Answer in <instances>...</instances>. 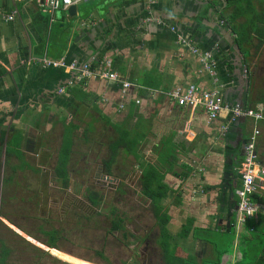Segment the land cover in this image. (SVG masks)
I'll return each instance as SVG.
<instances>
[{
	"label": "crops",
	"instance_id": "crops-1",
	"mask_svg": "<svg viewBox=\"0 0 264 264\" xmlns=\"http://www.w3.org/2000/svg\"><path fill=\"white\" fill-rule=\"evenodd\" d=\"M42 3L0 0V149L26 163L37 155L59 158L54 139L58 134L65 139L64 118L70 123L72 116L80 115L92 120L87 126L94 130L101 120L106 140L119 136L118 131L129 133L131 139L139 137L132 152L137 149L144 157V151L157 152L164 143L168 153L177 146L204 172L202 181L195 178L178 188L181 198L178 204L172 202L173 209L182 207L191 187L199 197L191 204L193 215H180L184 223L179 229L192 220V229L203 227L199 229L225 235L228 228L212 230L198 218L203 221L217 211L222 229L227 219L238 218L232 205L237 199L229 194L222 204L221 193H228L227 187L233 193L241 183L236 178L239 166L229 170L226 165L235 147L248 140L254 123L237 120L242 123L236 127L222 113L210 124L202 110L180 108L169 94L192 85L220 91L222 85L225 107L234 108L238 97L244 109L264 110L260 102L264 100V0H90L83 7L79 4L75 18L60 11L53 22ZM235 39L241 56L234 55ZM104 61L134 87L124 92L120 84L97 78L79 82V73L69 70L72 64L81 69ZM208 65L213 69L209 71ZM222 127L226 128L223 136ZM257 127L256 154L263 167L264 125ZM14 140L16 151L11 148ZM123 149L121 157L128 158ZM243 156L232 160L239 163ZM256 182V194L264 199V179ZM207 198L212 205L205 213L210 205L205 203ZM257 206L261 212L242 223L248 233L253 228L249 230L246 223L264 216V204ZM207 245L213 262L219 264L215 247Z\"/></svg>",
	"mask_w": 264,
	"mask_h": 264
},
{
	"label": "rangeland",
	"instance_id": "rangeland-1",
	"mask_svg": "<svg viewBox=\"0 0 264 264\" xmlns=\"http://www.w3.org/2000/svg\"><path fill=\"white\" fill-rule=\"evenodd\" d=\"M84 5L81 3L80 7ZM129 83L133 88L134 84ZM219 87L221 91L223 86ZM94 117L98 118L96 114ZM84 120L81 115L72 116L70 123H64L65 130L75 125L78 127L71 137L74 145L68 164L67 189L57 180L58 157L48 160L44 155H37V159L26 163L22 158L20 161L17 155L6 154L4 148L0 149V252L7 250L3 264H167L165 259L168 260L170 255L164 257V249L158 242L166 244L167 252L174 250L173 257L179 260L193 259L191 264H201L205 260L204 264H215L207 243L195 240L193 233L185 239L182 236L184 229H179L184 223L180 215H193L191 204L199 198L193 194L194 187H191L190 194L184 196L180 209L171 207L172 202H180L181 191L179 194L177 191L181 185L184 187L195 178L203 180L204 172L198 169L197 163L192 164L191 155L177 146L178 149L172 147L173 151L168 153L165 143L156 149L157 152L144 151L145 157L137 149L128 154L123 151L128 158L124 155L121 157V151H117L115 163L108 170L105 162L111 153L102 146L106 140L104 135H107L106 132L102 134V121L95 128L96 137L87 144L84 140L91 137L84 136V130L94 128L87 126L91 119ZM57 137L58 140L55 137L53 143L59 150L63 140L60 134ZM117 137L111 135L112 139ZM21 151L24 155L25 147ZM183 165L191 172L188 168L184 170ZM233 167L234 162L231 169ZM148 170L159 171L162 178L160 192L164 199L158 200L156 205L170 209L165 238L160 237L152 205L143 194V180ZM175 172L180 175L179 179L173 175ZM200 187L204 192L203 183H200ZM91 194L101 201L98 208L89 199ZM229 194L221 193L222 204ZM205 203L210 204L204 210L208 213L212 203L209 198ZM195 213L199 214L197 211ZM117 215L124 218L125 230L110 235L111 224ZM208 215L211 218L203 221L198 218L202 226L216 231L228 228L225 236L220 235L216 242L212 241L219 244L227 240L225 248L217 247L219 264H225L226 258V264L245 263L243 258L240 260L244 256L241 252L254 250L250 243L257 244V241H250L251 235L245 225L238 218H234L235 221L227 219L222 229L219 225L220 214L215 211ZM50 231L58 232L55 249L47 246L48 239L43 235V232ZM254 252L249 250L248 256ZM259 253L260 250L255 255Z\"/></svg>",
	"mask_w": 264,
	"mask_h": 264
},
{
	"label": "trees",
	"instance_id": "trees-1",
	"mask_svg": "<svg viewBox=\"0 0 264 264\" xmlns=\"http://www.w3.org/2000/svg\"><path fill=\"white\" fill-rule=\"evenodd\" d=\"M241 40H243V39H241ZM234 44L233 45L236 48L235 50L237 51V53H234V55H237V54H239V52H241V47L239 45V39H235ZM98 67H100V62L92 65L93 71H97ZM79 94L81 95V97L85 96V99H87V97H88L85 95V93H79ZM85 99H83V100L86 101ZM86 102H88V101H86ZM260 102H264V100H262V101L260 100ZM263 106H264V104H263ZM261 111L264 114V110H261ZM67 119H68L67 117L64 118V123H67V121H68ZM68 128L69 127H67V129H66V133L64 134L65 139H64V141L60 147V150H59L60 151L59 152V159L57 161V167H56V175L58 178L57 180L63 183V186L65 187V189L69 188L68 164L70 162V156L72 154L73 145H74L71 137L73 136V133L78 129V127L75 125V126H72L71 127L72 129H70V130H68ZM84 132H85L84 136L91 137L88 140H84V142L87 144L90 143L91 141H93L94 138L96 137L94 129L89 131L87 128L84 130ZM118 134H119V136L116 139H112L111 137H109L107 140H104L102 143V146L106 147L107 150L109 151V153H111L109 160L105 162V166L107 167L108 170H110L112 165L115 163L114 161L116 159L117 151H121V149L125 148V152L130 153L134 149V146L140 140L139 137H133V139H131L129 133H127L125 131H123V132L118 131ZM84 139H85V137H84ZM12 144H14L13 147L11 146L12 150L16 151L18 144H16L15 140L13 141ZM16 154H17V152H16ZM242 161H240L236 165L234 164L233 168H236L237 166L240 167ZM184 170H187V169L184 168ZM188 171L191 172L190 169ZM159 175H160L159 171H157V170L156 171H151V170L149 171L148 170L146 172L144 180H143V186H144L143 187V194H144V196H146L147 200H149L151 202V205H152L151 209L154 213V217H155V220L157 222L156 227H158L160 229V234H161L160 237L165 238V236L167 235L166 226L169 223V217H168L169 210L159 208L156 205L157 204L156 202L158 200L160 201L161 199H164V196L160 192V189H161L160 180H162V178ZM176 175H177L176 178L179 179L180 175L179 174H176ZM238 189H241V183H238L236 185V187L233 189V193H232L233 196H234V191H236ZM89 199L94 204L93 205L94 207L98 208L101 205V201L99 202V199L96 195L91 194L89 196ZM249 200H250V203L252 205L257 206V205H263L264 204V199L262 197H260V195H257V194L251 195L249 197ZM259 211L260 210L258 209V212ZM124 222H125L124 218H121L119 215H117L111 224V229L109 231V234L114 235L117 232L125 230L123 227ZM193 223L194 222L192 220H189L187 226L184 227V230L182 232V236L185 239H187L189 237L190 233H193V237L195 240H197V241L200 240L202 242L209 243L210 245L215 247L216 251H217V247H220V249H223V248H225V246H227V240L224 241L223 243L219 242V244L212 242L213 240H214V242H216V240H218V237L220 235H222V236L224 235L223 233L212 232V231H208L206 229H199V228L192 229L193 227L191 228V226L193 225ZM248 223H250V224L248 225ZM246 224L248 225L249 230H251V228H253V230L249 231V234L252 237V238L250 237V241H257V244L254 245L253 243H250L252 245V247L253 246L255 247V249L254 250L249 249V250H251V252L252 251H255V252L253 253L252 256H250V255L248 256L249 250H246L245 254L243 256V261L246 260V262L245 263L241 262V264H264V216L257 222L253 223L249 220ZM252 224H253V226H252ZM43 235L45 236L46 239H48L47 246L51 249H55L56 248V242L58 240V232H56V231L43 232ZM158 244L161 248L164 249V257L165 258H166L167 254H168V256L170 255L168 260H167V258L165 259L167 264H191V263H193V261H194L193 259L179 260V259L173 257L174 250L172 252L171 249H169V251L167 252L165 243L158 242ZM258 250H260V253L258 255H255ZM1 252H0V264H3L4 256L7 252V250H3V252L2 253Z\"/></svg>",
	"mask_w": 264,
	"mask_h": 264
},
{
	"label": "built area",
	"instance_id": "built-area-1",
	"mask_svg": "<svg viewBox=\"0 0 264 264\" xmlns=\"http://www.w3.org/2000/svg\"><path fill=\"white\" fill-rule=\"evenodd\" d=\"M22 1V0H14ZM90 0H43L42 8L44 14L48 15L52 22L56 13L61 10H67L72 4H80L89 2ZM16 9V8H15ZM17 13V11H15ZM13 17H11L12 19ZM197 53V52H195ZM208 59L205 58L204 62L207 63ZM206 66V65H205ZM206 68V67H205ZM207 69L212 70L210 65ZM70 71L78 72V80L81 82L83 79L97 78L104 81H110L120 84L126 92L132 88L129 82H126L122 77L114 72L110 65L104 61L99 70L93 71L91 64L83 66L81 69H77V65L72 64L69 67ZM213 72V71H212ZM214 75V74H213ZM216 88L209 91H204L196 85L189 86L186 89H177L169 94L170 99L176 102L178 107L184 109L202 110L208 119V123L216 122L222 113H226L230 116V120L234 123L237 120L252 121L254 127L252 133L244 145L243 161L240 165L241 176V189L234 191V196L237 198V217L241 223H245L246 219L253 217L258 212V206L250 203L249 197L256 194L258 179H264V166L259 167L258 157L256 154L257 140L260 137V130L257 125L262 123L264 125V114L261 110L243 109L235 106L230 109L223 105V99ZM226 128L222 127L220 132L223 133Z\"/></svg>",
	"mask_w": 264,
	"mask_h": 264
},
{
	"label": "water",
	"instance_id": "water-1",
	"mask_svg": "<svg viewBox=\"0 0 264 264\" xmlns=\"http://www.w3.org/2000/svg\"><path fill=\"white\" fill-rule=\"evenodd\" d=\"M77 11H78V8H77V6L76 5H73V7L71 6V8L69 9V11H68V15H69V17H71V18H75L76 16H78V14H77ZM65 64V63H64ZM77 69H80L78 66H77ZM225 86V85H224ZM223 89H221V91H222ZM221 94H223V92L221 93ZM239 95V94H238ZM222 96V95H221ZM236 99H238V101H237V107H239V109L240 110H243L244 109V106H243V103L241 102V99L240 98H238V97H236ZM236 102V101H235ZM243 122H244V120H243ZM240 123H242V122H238V121H235L234 123H233V125L234 126H238ZM225 134V133H224ZM221 136H223V134H221ZM244 145H245V141L240 145V147H241V149H240V147L239 146H237V147H235V150H233V152L231 153V156H230V160H229V162H228V164L226 165L228 168H229V170H230V168H232V163L234 162V164L236 165L238 162H237V159H234V160H232V157H234V156H239V154H242V156L244 155V153H243V149H244ZM231 174V171L229 172V175ZM233 176V175H232ZM239 181H241V176L239 175L238 177H236ZM228 189H229V192H230V194H232V191H231V188H229V187H227ZM234 203V205H235V209H237V206H236V203L235 202H233ZM232 227H234L233 225H232ZM232 227H230V228H232Z\"/></svg>",
	"mask_w": 264,
	"mask_h": 264
},
{
	"label": "clouds",
	"instance_id": "clouds-1",
	"mask_svg": "<svg viewBox=\"0 0 264 264\" xmlns=\"http://www.w3.org/2000/svg\"><path fill=\"white\" fill-rule=\"evenodd\" d=\"M73 5H76L77 7L79 6V4H72V5H70L69 6V8L67 9V10H61L62 12H67V14H68V11H69V9L71 8V6L73 7ZM80 5H81V3H80ZM43 9V8H42ZM60 12V11H59ZM57 14V13H56ZM254 110H257V109H254ZM225 132H223V133H221V134H224ZM259 139V138H258ZM257 142H258V140H257ZM246 143V142H245ZM257 146V145H256ZM240 168V167H239Z\"/></svg>",
	"mask_w": 264,
	"mask_h": 264
}]
</instances>
